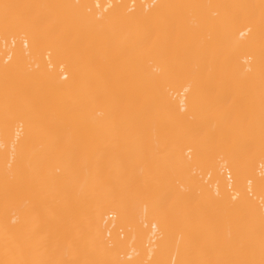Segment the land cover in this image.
<instances>
[{
  "label": "bare ground",
  "instance_id": "1",
  "mask_svg": "<svg viewBox=\"0 0 264 264\" xmlns=\"http://www.w3.org/2000/svg\"><path fill=\"white\" fill-rule=\"evenodd\" d=\"M0 264H264V0H0Z\"/></svg>",
  "mask_w": 264,
  "mask_h": 264
}]
</instances>
